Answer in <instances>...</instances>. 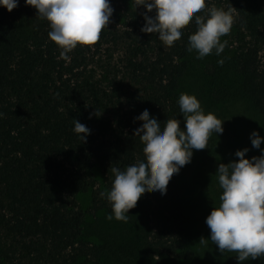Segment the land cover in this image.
Here are the masks:
<instances>
[{
  "label": "trees",
  "instance_id": "trees-1",
  "mask_svg": "<svg viewBox=\"0 0 264 264\" xmlns=\"http://www.w3.org/2000/svg\"><path fill=\"white\" fill-rule=\"evenodd\" d=\"M109 2L113 13L100 39L77 45L68 59L49 39L48 22L24 0L11 12L0 7V264H105L110 247L83 240L78 196L89 193L93 209L111 214L94 170L105 176L109 191L112 167L124 170L145 159L134 135L142 124L134 118L144 109L162 125L178 119L182 126L177 101L191 66L186 49L194 19L168 47L156 34L141 32L142 5ZM210 3L197 15L212 6L232 11V28L220 39L227 40L228 52V42L234 45L237 98L246 99L264 124V0ZM230 91L223 84L215 93L227 98ZM73 119L90 129L86 142L73 132ZM140 198L147 210L132 222L133 235L146 254L155 264H196L178 174L166 194L147 190ZM148 223L157 228L151 239ZM236 256L220 264H238ZM241 264H264V256Z\"/></svg>",
  "mask_w": 264,
  "mask_h": 264
},
{
  "label": "clouds",
  "instance_id": "clouds-1",
  "mask_svg": "<svg viewBox=\"0 0 264 264\" xmlns=\"http://www.w3.org/2000/svg\"><path fill=\"white\" fill-rule=\"evenodd\" d=\"M24 3L36 10L37 18L48 22V37L58 46L64 59H68L67 54L77 45H94L113 13L109 0H24ZM134 3L146 10L141 32L156 34L165 46L171 47L193 19L196 30L188 36L186 50L195 51L196 59L213 52L220 56L227 45V40L221 42L220 38L232 28L231 9L212 6L202 16L197 13L205 9L206 0H134ZM17 6L18 0H0V7L9 12ZM217 63L222 66L224 61L219 59ZM177 103L183 115V128L178 119H168L162 125L156 117H150L147 109L134 118L142 121L134 135L143 144L145 159L124 170L111 168L114 177L111 189L100 193L101 197L106 195L111 205L107 220L114 218L127 223L128 211L147 190L166 194L171 177L191 162L193 150L205 149L212 133H223V121L211 112L205 114L194 95L181 93ZM95 115H100L97 110ZM73 121V132L81 142H86L90 129ZM250 140L261 154L245 158L248 149L244 148L234 153L238 160L218 165L215 175L222 190L219 204L205 219L210 230L207 240L220 253L236 252L238 264L264 256V149L260 148L264 137L253 130ZM207 240L201 238L199 243L206 244Z\"/></svg>",
  "mask_w": 264,
  "mask_h": 264
},
{
  "label": "rangeland",
  "instance_id": "rangeland-1",
  "mask_svg": "<svg viewBox=\"0 0 264 264\" xmlns=\"http://www.w3.org/2000/svg\"><path fill=\"white\" fill-rule=\"evenodd\" d=\"M211 1L206 0L209 3ZM228 44L229 50H234V45L231 46L229 42ZM231 51L228 52L224 48L220 56L213 52L203 59H196V53L193 51L190 69L180 87V94L194 95L199 100L205 114L211 112L223 121V133L217 135L212 133L207 147L203 150H193L191 162L183 166L178 173L180 184L185 191L191 246L195 252L196 264H220L226 258L237 254L228 251L220 253L216 246L207 240L210 230L205 219L212 208L218 206V198L222 191L215 173L220 163L228 164L239 159L234 155L237 150L247 148L245 158L258 157L261 154L260 149L252 147L250 133L255 130L259 136L264 137V124L257 111L246 99L237 98V87L234 84L230 63ZM105 58L106 53L99 58L100 62H105ZM116 58L117 53L113 59ZM219 59L224 61L222 66L217 63ZM107 62L110 63L109 59ZM223 84L231 89L228 93L230 96L227 98L215 93ZM183 126L184 122L181 128ZM260 148L264 149V141ZM94 178L96 187L107 193L108 190L104 187L105 176L96 168ZM78 204L80 210L85 213L83 240L87 243L106 244L110 247V254L105 264H155L133 235L135 228L132 222L139 219V211L144 215L147 210L146 203L143 208L144 203L141 198L138 199L135 207L128 211L127 223L114 218L109 221L106 216L110 214L106 210L93 209L89 193L79 195ZM109 207L111 208L110 203ZM146 227L151 239L157 232V228L153 223H148ZM201 238L207 240L206 244L199 243ZM123 252L128 253L122 255Z\"/></svg>",
  "mask_w": 264,
  "mask_h": 264
}]
</instances>
